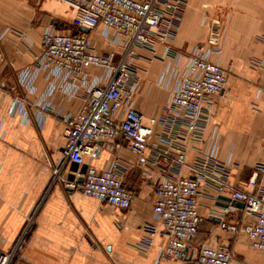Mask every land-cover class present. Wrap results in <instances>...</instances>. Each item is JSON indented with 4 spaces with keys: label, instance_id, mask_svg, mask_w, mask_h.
I'll list each match as a JSON object with an SVG mask.
<instances>
[{
    "label": "crops",
    "instance_id": "1",
    "mask_svg": "<svg viewBox=\"0 0 264 264\" xmlns=\"http://www.w3.org/2000/svg\"><path fill=\"white\" fill-rule=\"evenodd\" d=\"M76 12L59 0H0V249L10 250L28 218L50 185L52 170L62 159L66 143L62 118L76 113L95 81L107 76L101 68L90 67L74 91L58 82L52 96L53 111L39 115L28 106L25 116L18 97L34 103L44 98L53 83L46 71L30 72L28 91L20 83L21 74L42 52L44 31L54 27L74 31ZM99 52L122 48L100 27L87 33ZM220 51L212 60L226 69V93L216 98L206 140L214 142L217 157L231 168V182L240 190L255 192L248 185L256 167L264 162V0H190L176 38L175 48L189 52L208 40ZM163 46L155 52L138 49L129 59V68L141 86L133 106L145 123L167 104L175 84L159 83L166 61ZM17 98V99H16ZM196 151L189 149L191 164ZM120 158L128 166L124 182L134 191L132 207L121 209L79 191L55 184L48 192L19 253L12 264H197L203 244L229 246L230 264H264V253L253 247L245 234L222 230L212 213L224 210L226 201L214 192L200 198V231L184 254L177 259L162 255L167 241L162 222L153 212L154 182L143 176L141 158L124 139L104 142L86 162L103 168ZM183 175H190L188 168ZM264 186V172L258 176ZM228 214L233 222H249L255 216L244 207L233 206ZM156 227L155 234L144 229ZM148 242V245H147Z\"/></svg>",
    "mask_w": 264,
    "mask_h": 264
},
{
    "label": "built area",
    "instance_id": "2",
    "mask_svg": "<svg viewBox=\"0 0 264 264\" xmlns=\"http://www.w3.org/2000/svg\"><path fill=\"white\" fill-rule=\"evenodd\" d=\"M59 1L75 10V29L84 26L92 31L101 27L123 53L117 59L115 51L99 52L84 32L67 33L52 26L44 31L42 52L21 74L20 83L31 91L28 76L30 72L41 71L56 82L37 102L16 98L26 117L28 106L35 107L40 116L51 113L58 82L68 85L69 92L74 91L92 66L101 68L108 79L106 83L100 79L89 86L79 111L62 118L66 136L62 159L54 166L48 190L15 244L10 250L0 249V264H12L38 209L55 184L121 209L132 207L135 193L124 182L129 168L120 158L100 169L88 163L82 184L68 179L71 162L81 166L87 163L86 157L92 158L100 150L101 141L118 139L127 141L128 148L142 160L143 176L154 182L153 212L162 222L167 237L162 249L164 257L180 258L196 239L202 224L200 198L210 192L215 196L229 192L230 198L244 203L245 211L255 216V220L244 223L229 220L228 214L235 210L230 204L212 214L220 219L218 225L222 230L233 235L245 234L253 247L264 253V186L258 185L264 162L256 167L248 182L256 191L237 189L231 182V168L217 157L216 144L205 137L216 98L226 93V69L212 60L220 47L211 39L189 52L173 45L190 0ZM159 45L164 48L166 61L159 83L167 88L172 80L175 84L167 104L145 123L133 106L140 78L130 70L128 62L138 49L155 52ZM7 87L0 82V88ZM189 149L196 151L191 164L187 162ZM184 168L189 169L190 175L182 174ZM144 229L152 235L157 231L151 224ZM232 259L229 246L224 244H203L198 248L197 264H230Z\"/></svg>",
    "mask_w": 264,
    "mask_h": 264
},
{
    "label": "water",
    "instance_id": "3",
    "mask_svg": "<svg viewBox=\"0 0 264 264\" xmlns=\"http://www.w3.org/2000/svg\"><path fill=\"white\" fill-rule=\"evenodd\" d=\"M75 33H79V32H84V33H89L90 29L84 27V26H80L77 29L74 30ZM104 142L101 141L99 144H103ZM98 149L95 152V155L98 153ZM88 168V163H83L81 166L76 163V162H71L69 165V174H68V179L73 181L76 180L79 184H82L84 181V174L86 173ZM76 172L80 173V176L76 177ZM222 198L226 201V204H224V207H227L229 204L232 206H241L244 207V203L241 201H238L236 199H232L230 197H225L222 196ZM213 220H215L216 222H219L220 219L218 217H213ZM187 250V249H186Z\"/></svg>",
    "mask_w": 264,
    "mask_h": 264
},
{
    "label": "rangeland",
    "instance_id": "4",
    "mask_svg": "<svg viewBox=\"0 0 264 264\" xmlns=\"http://www.w3.org/2000/svg\"><path fill=\"white\" fill-rule=\"evenodd\" d=\"M128 66H130V65H128Z\"/></svg>",
    "mask_w": 264,
    "mask_h": 264
}]
</instances>
